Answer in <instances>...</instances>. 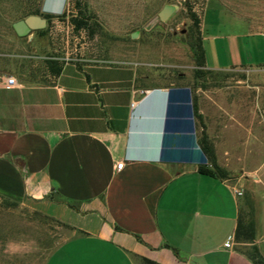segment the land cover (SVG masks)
I'll list each match as a JSON object with an SVG mask.
<instances>
[{
	"label": "crops",
	"instance_id": "1",
	"mask_svg": "<svg viewBox=\"0 0 264 264\" xmlns=\"http://www.w3.org/2000/svg\"><path fill=\"white\" fill-rule=\"evenodd\" d=\"M263 9L239 32L202 37L198 20V79L194 66L164 80L95 54H2L0 195L69 231L44 264H252V245L264 259V212L251 243L233 240L241 186L209 173L199 143L209 113L246 122V137L264 125Z\"/></svg>",
	"mask_w": 264,
	"mask_h": 264
},
{
	"label": "rangeland",
	"instance_id": "2",
	"mask_svg": "<svg viewBox=\"0 0 264 264\" xmlns=\"http://www.w3.org/2000/svg\"><path fill=\"white\" fill-rule=\"evenodd\" d=\"M70 2L62 0L61 8L59 0H0V65L7 64L2 54L11 50L67 57L95 54L138 63L160 79L174 80L193 66L189 13L202 23L199 34L208 37L243 31L248 14L264 8V0H80L92 33H76L68 23ZM163 5L174 9L159 21L156 13ZM30 9L59 17L16 36L11 23ZM133 31L136 36L130 38ZM257 39L256 49L263 51L264 39ZM254 78L258 114L264 107V69H256ZM208 115L203 116L201 135L211 144L215 163L241 186L240 215L252 221L263 217L264 125L255 121L246 137V122L238 124L227 116L217 121ZM68 234L66 228L0 195V264H44Z\"/></svg>",
	"mask_w": 264,
	"mask_h": 264
},
{
	"label": "trees",
	"instance_id": "3",
	"mask_svg": "<svg viewBox=\"0 0 264 264\" xmlns=\"http://www.w3.org/2000/svg\"><path fill=\"white\" fill-rule=\"evenodd\" d=\"M70 7L71 9L69 10L68 23L70 25L71 31H74L76 33L81 32V31L92 33V27H91V23H89V17L87 15H84V6L83 4L80 3V0H71ZM29 14H35V15H39L45 18L46 23L52 17H59L57 15L41 14L36 9L28 10V13L26 15H29ZM63 15L64 14H60V17ZM189 18L193 26V29H191L190 31L191 39L188 42V47L191 52L192 62L194 66V68L192 69V76L195 79H198L200 74L207 73L208 71L201 69V67L203 66V52H202V48L199 42L198 19H196V17L192 13H189ZM199 143L205 155V158L210 165L209 173H211L212 175L218 178H227L228 177L227 172L224 171L222 168H220L215 163V156H214L212 146L207 141L206 137L202 135L200 137ZM45 218H48V217H45ZM52 221L68 229L66 225L61 224L55 220H52ZM233 240L239 243H251L253 241V223L251 219L239 214V216L237 217L236 226L233 232ZM247 257L249 258L252 264H264V259L258 253L256 247L253 245L251 246V250H249V252L247 253ZM141 264H159V263L149 260L147 258H141Z\"/></svg>",
	"mask_w": 264,
	"mask_h": 264
},
{
	"label": "water",
	"instance_id": "4",
	"mask_svg": "<svg viewBox=\"0 0 264 264\" xmlns=\"http://www.w3.org/2000/svg\"><path fill=\"white\" fill-rule=\"evenodd\" d=\"M174 7L172 5H163L156 13V19L159 21H163L169 14L172 12ZM46 24L45 18L35 15L29 14L23 17L22 19L15 20L11 23V27L16 36H25L29 34L32 30L40 29L44 27ZM136 31L131 32L130 38H134L136 36Z\"/></svg>",
	"mask_w": 264,
	"mask_h": 264
},
{
	"label": "built area",
	"instance_id": "5",
	"mask_svg": "<svg viewBox=\"0 0 264 264\" xmlns=\"http://www.w3.org/2000/svg\"><path fill=\"white\" fill-rule=\"evenodd\" d=\"M4 84L6 87L13 85L14 84L13 78L10 76H7L4 80ZM121 167H122V162L119 161V162L115 163L114 169L119 170V169H121Z\"/></svg>",
	"mask_w": 264,
	"mask_h": 264
}]
</instances>
